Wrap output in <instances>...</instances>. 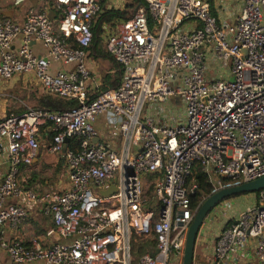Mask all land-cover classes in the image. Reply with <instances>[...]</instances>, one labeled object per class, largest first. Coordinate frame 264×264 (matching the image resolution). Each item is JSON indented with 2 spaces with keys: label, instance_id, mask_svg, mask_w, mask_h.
Returning a JSON list of instances; mask_svg holds the SVG:
<instances>
[{
  "label": "built area",
  "instance_id": "1",
  "mask_svg": "<svg viewBox=\"0 0 264 264\" xmlns=\"http://www.w3.org/2000/svg\"><path fill=\"white\" fill-rule=\"evenodd\" d=\"M8 1L14 11L0 18V86L32 77L45 95L79 106L26 109L0 121V253L12 264H183L202 204L264 178V0H243L235 25L221 23L208 0H139L129 20L100 25L104 50L123 70L120 86L104 93L89 88L90 49L113 0H39L23 13L31 0ZM34 44L45 54H35ZM209 53L231 64L233 81L209 79ZM54 64L72 70L51 75ZM175 100L182 113L167 115ZM104 114L109 139L97 142ZM41 130L52 135L50 151L70 181L66 191L36 196L19 176L39 156ZM66 140L75 149H65ZM197 170L211 193L194 209ZM253 195L255 206L213 238L211 264H264V190ZM23 199L45 207L67 242L46 248L33 240L28 248L7 241L5 227L28 217ZM221 206L233 208L230 200Z\"/></svg>",
  "mask_w": 264,
  "mask_h": 264
},
{
  "label": "crops",
  "instance_id": "2",
  "mask_svg": "<svg viewBox=\"0 0 264 264\" xmlns=\"http://www.w3.org/2000/svg\"><path fill=\"white\" fill-rule=\"evenodd\" d=\"M116 2H118V0H113L111 3L113 9H115L113 5H115ZM208 2L210 6L212 5L211 9L213 15L218 17L221 23H225L228 25H235L237 23L238 16L243 9V0H213V3H210V0H208ZM31 5L32 3L27 5V9L25 7V10L22 9L21 13L28 10ZM118 10L121 9L119 8ZM13 11V5L11 6V8H8L7 6L5 7L0 3V18L4 16V13ZM20 15L21 14H18V16ZM33 51L37 55L45 54V50L39 44L33 45ZM207 66L209 79H232L231 64H229L228 66H224V64L219 63L216 60L215 56L211 53L208 54ZM89 69L92 73V80L89 83V88L93 89L96 86L97 90L100 93H104L102 92V88L104 85L110 87V89L105 92L116 89L117 86L119 87L123 79L121 68L110 59H98L95 56L91 55L89 60ZM50 70V74L55 75V73L59 70L70 71L72 70V67L54 64ZM19 78L21 77H16L12 81ZM6 84H8V82L0 86V121L5 117L18 116L24 112V110L15 113L11 112L9 116H7L6 104L9 98L7 94H5ZM38 84L41 86L40 82H38ZM3 101L6 104H4ZM95 129L99 134V137L96 140L97 142H102L109 139V117L106 114L101 115L97 118ZM51 138L52 135L49 134L47 130H41L38 136L41 145L38 158L31 166H23V168L21 169L19 184L25 192H31L38 196L48 192H63L69 188L70 180L65 163L61 158L58 157V155H55L50 151V147L52 145ZM115 141L117 144L121 145V136H118ZM75 147L76 142L71 141L65 146V149H75ZM116 148H119V146H117ZM20 204L25 206L28 217L17 229H13L10 226L5 227L7 241H9L10 243L21 242L28 248L32 247L31 242L33 240H38L40 244L45 246L46 248L51 247L52 245H54V243L57 242H67L66 239H63L59 236L57 229L53 224L51 216L47 215L45 212V207L36 202L27 203L26 199L20 201ZM207 228L208 222H205L201 228V234L204 235L207 231ZM221 229L222 227L219 228V230L217 228V232L221 231ZM68 242L70 241L68 240ZM211 246L212 247L208 253L211 257L207 258V260L209 261H212L214 258V246L213 244ZM0 264H12L8 255L4 252L0 253Z\"/></svg>",
  "mask_w": 264,
  "mask_h": 264
},
{
  "label": "rangeland",
  "instance_id": "3",
  "mask_svg": "<svg viewBox=\"0 0 264 264\" xmlns=\"http://www.w3.org/2000/svg\"><path fill=\"white\" fill-rule=\"evenodd\" d=\"M135 2L137 1L118 0V2L113 5V7L115 8V10H118L120 8L121 11H124L127 4H132ZM0 3L5 7L7 6L8 8H11L12 6L11 2H9L8 0H0ZM25 7L23 8V10H25ZM137 7L138 6L128 10L130 12L129 14L133 13L131 18L135 14ZM231 80L233 81V78ZM11 81H9L8 84L5 85V94H7L9 98L7 100V104L3 101L4 104H6L7 116H9L11 112L15 113L21 110L25 111L26 109L36 110L38 99L45 95L37 80L33 79L32 77H21L12 82ZM165 108L167 115L173 114L172 110L176 111V114L178 116L182 113V103L180 102V100L169 102V104ZM151 112L152 110L149 109L148 113ZM178 116L176 118H180ZM230 201L233 207L232 210L228 211L220 204L215 208L213 212L209 214L208 218L206 219V222H208V228L206 233L200 239H197L194 264H211V262H209L207 258L211 257L208 253L212 247L211 245L214 242L213 238H215L216 234L219 232H217V228L219 230V228L225 225L227 220L236 219L237 216L242 212L248 210L251 207H254L256 204V197L252 194H243L230 199Z\"/></svg>",
  "mask_w": 264,
  "mask_h": 264
},
{
  "label": "trees",
  "instance_id": "4",
  "mask_svg": "<svg viewBox=\"0 0 264 264\" xmlns=\"http://www.w3.org/2000/svg\"><path fill=\"white\" fill-rule=\"evenodd\" d=\"M210 3H213V0H210ZM139 0L132 4H127L124 11L121 10H105L99 19L98 26L94 29V41L93 45L90 49V56H95L98 59H111V57L106 53L103 48V43L101 40V29L100 25L104 22L111 23L113 20H129L133 13L129 14V9H133L136 6L142 5ZM212 7V5H211ZM113 61V60H112ZM117 64L115 61H113ZM118 65V64H117ZM119 66V65H118ZM121 68V66H119ZM121 73L123 76V70L121 68ZM120 86V85H119ZM118 87V86H117ZM110 87L103 86L102 92L108 91ZM79 104L76 100L61 98L56 95H44L38 99V105L36 107L37 110L41 111H66L71 110L73 108L78 107ZM196 181L198 183V191L195 195L192 196V206L193 208H197L198 205L202 202V200L209 196L211 193V186L209 185L206 176L201 173V171L197 170L196 174ZM245 195V194H244ZM248 195V194H247ZM234 198V197H233ZM232 199V198H231ZM230 200V199H228ZM227 201V200H226Z\"/></svg>",
  "mask_w": 264,
  "mask_h": 264
},
{
  "label": "water",
  "instance_id": "5",
  "mask_svg": "<svg viewBox=\"0 0 264 264\" xmlns=\"http://www.w3.org/2000/svg\"><path fill=\"white\" fill-rule=\"evenodd\" d=\"M39 0H31L33 6H37ZM13 12H6L3 15L5 17L11 18ZM56 18V13H50V19L54 21ZM69 143V140H66V144ZM264 190V178L258 179L254 182L245 183L238 187L222 190L217 194L209 197L201 206L196 217L194 218L187 236L186 248H185V256L183 264H193L194 263V255H195V247L196 242L200 233V230L208 218L209 214L224 201L231 199L233 197L243 195V194H256L260 191ZM115 193V186H112L110 191L101 192L104 197L111 196Z\"/></svg>",
  "mask_w": 264,
  "mask_h": 264
}]
</instances>
